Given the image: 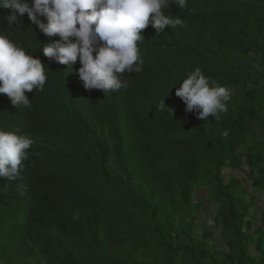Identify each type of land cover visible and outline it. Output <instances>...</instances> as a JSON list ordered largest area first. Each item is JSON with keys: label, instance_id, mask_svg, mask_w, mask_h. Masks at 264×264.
Returning a JSON list of instances; mask_svg holds the SVG:
<instances>
[{"label": "trees", "instance_id": "obj_1", "mask_svg": "<svg viewBox=\"0 0 264 264\" xmlns=\"http://www.w3.org/2000/svg\"><path fill=\"white\" fill-rule=\"evenodd\" d=\"M187 3L170 6L183 26L143 30L142 71L107 96L85 89L79 60L43 54L59 36L27 14L8 28L13 10L0 9V33L47 75L30 108L0 93V130L34 140L20 178L0 177V264H264V204L257 216L244 181L224 176L241 171L264 192V0ZM197 66L230 91L216 118L175 94ZM199 186L218 204L221 242L196 232Z\"/></svg>", "mask_w": 264, "mask_h": 264}, {"label": "clouds", "instance_id": "obj_2", "mask_svg": "<svg viewBox=\"0 0 264 264\" xmlns=\"http://www.w3.org/2000/svg\"><path fill=\"white\" fill-rule=\"evenodd\" d=\"M188 7L187 0H0V9H12L8 28L27 14L33 25L52 39L42 47L50 60L71 67L79 60L78 75L87 90H102L106 96L123 86L122 74L139 73L144 60L139 43L150 24L157 33L166 26H183L179 16L170 14V6ZM167 10V11H166ZM45 64L17 44L10 35L0 33V93L13 105L31 107L27 92L43 91L47 81ZM176 96L201 120L227 110L230 91L210 83L197 66L188 72ZM165 102L155 106L163 111ZM34 140L17 132L0 130V177L8 181L20 178L23 161ZM23 194V193H21Z\"/></svg>", "mask_w": 264, "mask_h": 264}, {"label": "rangeland", "instance_id": "obj_3", "mask_svg": "<svg viewBox=\"0 0 264 264\" xmlns=\"http://www.w3.org/2000/svg\"><path fill=\"white\" fill-rule=\"evenodd\" d=\"M224 176L226 179L228 177H236L244 181L245 185L248 187L249 191L258 199L253 200L252 205V212H255L259 209V212L256 213L257 216L260 215L261 211L263 210V204H264V192H256L251 187V180L248 178V176L245 173H242L241 171H233L228 168L224 169ZM208 190L206 187H198L195 192V201L202 203L201 213L198 220V227L196 229V232L198 235L201 234V230L203 228H208L210 230H213L215 238L218 239V242H221L220 239V229L216 226L215 223V213L216 208L218 204L216 202H213L208 197ZM256 227L259 226V221L255 222Z\"/></svg>", "mask_w": 264, "mask_h": 264}, {"label": "crops", "instance_id": "obj_4", "mask_svg": "<svg viewBox=\"0 0 264 264\" xmlns=\"http://www.w3.org/2000/svg\"><path fill=\"white\" fill-rule=\"evenodd\" d=\"M213 239H214V241L218 242V239H217V238H215V236H214V235H213Z\"/></svg>", "mask_w": 264, "mask_h": 264}]
</instances>
